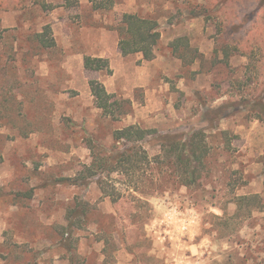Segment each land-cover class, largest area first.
<instances>
[{
  "label": "rangeland",
  "instance_id": "rangeland-1",
  "mask_svg": "<svg viewBox=\"0 0 264 264\" xmlns=\"http://www.w3.org/2000/svg\"><path fill=\"white\" fill-rule=\"evenodd\" d=\"M3 1L0 264H264V0H113L102 11L88 0ZM123 14L158 23L152 61L119 52ZM46 25L50 49L37 40ZM87 56L112 74L86 70ZM91 80L120 105L116 119L96 108ZM128 126L150 132V160L163 139L204 131L197 183L180 186L153 161L108 178L118 202L95 180L59 182L92 150L121 149L113 132Z\"/></svg>",
  "mask_w": 264,
  "mask_h": 264
},
{
  "label": "trees",
  "instance_id": "trees-1",
  "mask_svg": "<svg viewBox=\"0 0 264 264\" xmlns=\"http://www.w3.org/2000/svg\"><path fill=\"white\" fill-rule=\"evenodd\" d=\"M88 1L95 11L111 10L114 6L113 0ZM0 9H7L3 0H0ZM116 30L119 35L118 49L123 57L140 54L145 62H150L155 58V48L160 40L159 25L155 20L136 14H123ZM51 34L49 25L43 28L42 33L37 34V40L44 49L55 46ZM171 46L173 52L176 53L179 49L178 43L173 42ZM84 68L89 71H106L109 75L112 74L109 61L105 58L87 56L84 58ZM89 88L96 108L100 109L104 116L116 119L115 113L119 104L112 100L113 95L109 94L104 85L97 80H91ZM149 133L148 130L138 126H128L115 130L113 141L118 145L123 143L121 149L114 147L115 150H112L108 156L95 154L92 150V162L89 166H84L73 179L62 178L59 182L71 186H80L95 180L104 196L109 197L112 202H118L121 198L120 193L114 186H108L106 182L108 178L113 174L127 175L153 161L162 168L177 173L180 186L190 187L196 184L199 179V169L204 167L205 159L208 156L205 132L196 131L184 142H177L168 138L163 139L159 154L151 160L142 148V143L146 141ZM222 133L226 135V132ZM254 198L255 196L239 198L238 207L241 208L244 202Z\"/></svg>",
  "mask_w": 264,
  "mask_h": 264
},
{
  "label": "crops",
  "instance_id": "crops-1",
  "mask_svg": "<svg viewBox=\"0 0 264 264\" xmlns=\"http://www.w3.org/2000/svg\"><path fill=\"white\" fill-rule=\"evenodd\" d=\"M128 12V11H127ZM120 52V51H119ZM98 57H103V55H99Z\"/></svg>",
  "mask_w": 264,
  "mask_h": 264
}]
</instances>
